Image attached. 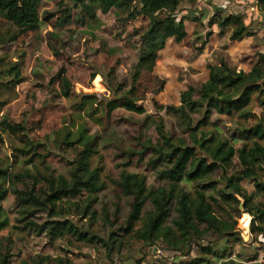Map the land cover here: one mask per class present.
<instances>
[{"label":"rangeland","instance_id":"374dc122","mask_svg":"<svg viewBox=\"0 0 264 264\" xmlns=\"http://www.w3.org/2000/svg\"><path fill=\"white\" fill-rule=\"evenodd\" d=\"M258 2L184 0L178 7L176 19L183 22L187 38L180 43L168 40L165 49L158 54L153 72L142 71L136 77L135 66L143 50L140 36L151 21L136 16L140 8L136 0L131 8L114 9L107 15L96 8L86 9L88 2L76 5L74 0H41L36 8L39 24L30 29L18 28L0 16V72L3 75L0 121L24 124L28 139L35 143L34 148L27 151L16 137L7 133L0 135V170H5L9 176L8 182H0V190L7 193L0 206L9 219L8 227L0 231V238L10 241L11 264H36L38 257L45 256L61 260L60 264H193L198 247H193L187 257L166 251L160 244L137 245L122 253H109L98 242V239L107 240L111 230L103 221V210L113 217L110 222H115V227L126 219L129 201L114 184L124 169L144 175L149 189L167 187L145 163L134 161L125 167L124 154L134 147L133 139L138 136L156 142L155 120L158 118L164 120L168 131L184 137L177 118L157 108L178 107L181 92L198 89L207 80L208 65L224 61L236 71L244 72L255 66L258 54H264V13L259 12ZM234 16L243 20L249 36L231 41L232 26L224 30L217 25L210 26L216 17ZM158 18L164 19L165 14ZM14 65L23 79L20 84L6 74ZM67 86L69 96L66 98L63 93ZM126 98L143 107L146 114L117 109L107 117L106 106ZM245 110L251 116L247 120L238 113L213 112L208 126L202 129L215 130L239 149L243 144L239 132L264 124L255 88ZM81 129H86L92 139L96 154L91 157V166L102 168L105 190L95 205L96 220L82 219L73 207L71 214L62 220H69L94 241L89 244L67 235L49 242L45 235L37 236L20 223L19 196L24 187L17 176L26 172L67 176L70 164L81 150L69 143L77 138ZM34 154L38 157L29 163ZM98 156L102 157L101 164ZM234 163L238 170L237 159ZM241 186L247 194L254 195L251 181L243 180ZM185 188L191 190L193 185L185 184ZM208 195L213 193L208 192ZM85 197L84 193L81 199H70V202H82ZM254 202L264 206V197ZM116 207L119 213L115 219ZM65 208H69V203ZM149 210L147 206L143 215ZM217 214L227 218L225 213ZM174 216L173 204L170 219ZM245 216L248 215L241 214L237 218V239L216 240L208 236L199 243L217 250V256L209 257V264H264V236L255 237L250 233L251 217ZM244 218L248 220L247 226ZM34 220L43 224L47 218L44 213H38Z\"/></svg>","mask_w":264,"mask_h":264},{"label":"trees","instance_id":"16d2710c","mask_svg":"<svg viewBox=\"0 0 264 264\" xmlns=\"http://www.w3.org/2000/svg\"><path fill=\"white\" fill-rule=\"evenodd\" d=\"M40 1L0 0V16L18 28L36 27L39 24L36 8ZM74 1L76 5H85L88 2L86 9L96 8L102 15H107L114 9L131 8L135 2ZM136 1L140 5L135 12L136 16H143L151 21L140 36L143 50L138 57L134 77L142 71L153 72L158 54L165 49L168 40L173 39L180 43L187 38L183 22L176 19L178 7L184 0ZM258 10L264 13V0H259ZM160 14H165V18L159 19ZM213 25H217L221 30L232 26L234 30L231 41L250 35L239 16L216 17L210 24ZM207 70L208 78L198 89L188 88L181 92L178 107L157 108L177 118L178 126L184 130V137H178L168 131L164 120L158 118L155 120L156 142L138 136L133 139L134 147L124 154L127 161L125 167L134 161L145 163L157 174L159 180L167 183V187L149 189L144 175L125 169L120 172L114 184L120 189L121 195L128 199L129 212L122 224L115 227L116 223L110 222L113 217L103 210V221L111 230L107 240L98 239V242L102 243L109 253H122L124 249L129 250L137 245L160 244L166 251L187 257L193 247H198L199 253L197 252L193 264H209V257L217 256V250L213 246L203 247L199 243L208 236L216 240L230 237L237 239V218H240L241 214L251 217L252 235L264 236V206L254 202L256 198L264 197V124H257L250 130H241L239 137L243 144L239 149L215 130L202 129L208 126L213 112L219 115L238 113L245 120L249 119L251 116L245 109L250 103L253 88L258 93V105L264 113V54H258L256 64L249 72L236 71L224 61L219 65H208ZM6 74L12 77L16 84L23 81L17 65L8 69ZM2 77L0 72V81ZM63 96H69V86ZM117 109L138 115L146 114L143 107L126 98L121 102L109 103L106 106L107 117ZM2 133L16 137L27 151L35 146V143L28 139L27 129L22 123L12 124L2 120L0 135ZM69 145H77L81 150L70 164L67 176L40 172H26L23 176H17L24 187L19 196V216H22L20 223L37 236L45 235L49 242L61 240L69 235L76 236L78 241L91 244L94 238L80 232L72 222L62 218L71 214L73 207L74 212L82 219L96 220L98 212L95 205L99 195L105 190V184L101 180L102 168L91 166V157L96 151L86 129H81L77 138ZM36 157L37 154H34L29 163ZM98 157L101 164L102 157ZM235 159L239 164L238 170L235 169ZM243 180L253 183L254 195L247 194L242 188ZM1 181H9L5 170H0ZM185 184H191L193 188L188 190ZM208 192L213 195L209 196ZM84 193L86 197L82 202H70V199H81ZM6 194L5 190H0V201ZM68 203L69 208L66 209L65 205ZM173 204L175 216L170 219ZM147 206H150V210L143 215ZM217 212L225 213L227 218ZM38 213L46 215L47 221L43 224L34 220ZM118 213L119 208L116 207L115 219ZM8 225L9 219L0 206V231ZM8 244V239L0 238V264H11ZM37 260L36 264H60L61 261L48 256L38 257Z\"/></svg>","mask_w":264,"mask_h":264},{"label":"bare ground","instance_id":"6f19581e","mask_svg":"<svg viewBox=\"0 0 264 264\" xmlns=\"http://www.w3.org/2000/svg\"><path fill=\"white\" fill-rule=\"evenodd\" d=\"M243 223L245 224V226L248 225V220L246 218L243 219Z\"/></svg>","mask_w":264,"mask_h":264},{"label":"water","instance_id":"95a60500","mask_svg":"<svg viewBox=\"0 0 264 264\" xmlns=\"http://www.w3.org/2000/svg\"><path fill=\"white\" fill-rule=\"evenodd\" d=\"M250 222H251V220H250Z\"/></svg>","mask_w":264,"mask_h":264}]
</instances>
